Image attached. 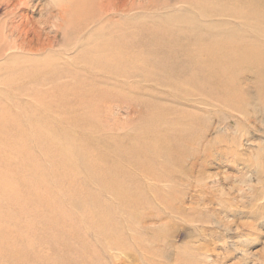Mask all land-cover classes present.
<instances>
[{"label":"rangeland","instance_id":"1","mask_svg":"<svg viewBox=\"0 0 264 264\" xmlns=\"http://www.w3.org/2000/svg\"><path fill=\"white\" fill-rule=\"evenodd\" d=\"M56 1L0 0V264H264V0H112L64 42Z\"/></svg>","mask_w":264,"mask_h":264},{"label":"bare ground","instance_id":"2","mask_svg":"<svg viewBox=\"0 0 264 264\" xmlns=\"http://www.w3.org/2000/svg\"><path fill=\"white\" fill-rule=\"evenodd\" d=\"M59 1H56L55 3V5H59V10L57 13L52 14L51 10H47L45 13V17L43 18L42 16V18L44 19V21L42 19L44 26L49 23L50 24L49 26H52V28L55 29L54 30L55 35L53 36V40H55L54 38H61L63 42L64 40L66 41V39H68L67 38L68 36L66 37V35L71 31L70 29L72 28L75 32H79V34H81V31L87 30L86 28L90 25L100 24V26L103 25L102 27H105L106 22L110 19L108 17V13L112 11V5H111L112 0H61V2ZM182 1L190 5H195L196 3V0H182ZM21 3H24V0H14L15 6L20 5ZM50 4L52 3H49V5ZM5 27L6 30H8V33H4V31L1 30L0 35L1 34L12 35L14 33V30L16 31L17 29V27L15 28V26H5ZM21 32H24L25 35L31 32L35 36H38L40 34V31L36 30L33 27H29L27 29L22 28L20 30V33ZM17 44H18L17 42H14V45ZM90 44H91L92 52L95 55L94 57H90L89 61L96 62L97 64H101L102 63L101 57L97 56L98 55L97 53L99 52V50H102V48L106 47L108 42L100 41V40H95L91 42L90 40H88V45ZM7 45L8 43L6 42L0 44V46L3 48L7 47ZM19 45L21 46V43H19Z\"/></svg>","mask_w":264,"mask_h":264}]
</instances>
